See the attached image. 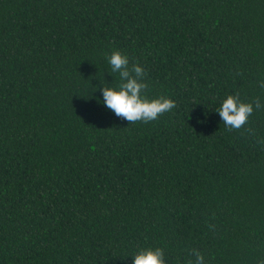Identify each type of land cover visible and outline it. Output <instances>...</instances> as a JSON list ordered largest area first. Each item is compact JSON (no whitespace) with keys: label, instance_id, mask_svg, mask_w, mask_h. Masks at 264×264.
I'll list each match as a JSON object with an SVG mask.
<instances>
[{"label":"trees","instance_id":"trees-1","mask_svg":"<svg viewBox=\"0 0 264 264\" xmlns=\"http://www.w3.org/2000/svg\"><path fill=\"white\" fill-rule=\"evenodd\" d=\"M114 51L175 107L108 109ZM261 82L264 0H0V264H264Z\"/></svg>","mask_w":264,"mask_h":264},{"label":"clouds","instance_id":"clouds-1","mask_svg":"<svg viewBox=\"0 0 264 264\" xmlns=\"http://www.w3.org/2000/svg\"><path fill=\"white\" fill-rule=\"evenodd\" d=\"M108 63L111 71L119 73L124 81L103 89V103L116 115L126 118L129 122H150L175 107V101L171 98H149L145 95V70L139 63L132 64L130 68L127 54L114 51L108 57ZM261 87H264V82H261ZM218 112L225 126L239 129L254 112V105L241 101L238 95H228ZM192 254L195 261L190 264H205V257L199 250L193 249ZM133 264H165L164 251L159 247L141 249L133 256Z\"/></svg>","mask_w":264,"mask_h":264}]
</instances>
